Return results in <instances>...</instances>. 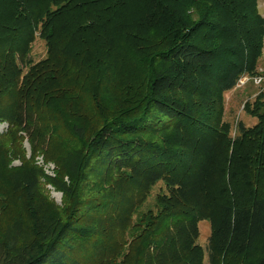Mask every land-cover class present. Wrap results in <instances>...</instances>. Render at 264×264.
<instances>
[{
	"label": "trees",
	"instance_id": "trees-1",
	"mask_svg": "<svg viewBox=\"0 0 264 264\" xmlns=\"http://www.w3.org/2000/svg\"><path fill=\"white\" fill-rule=\"evenodd\" d=\"M263 48L258 0H0V264H264Z\"/></svg>",
	"mask_w": 264,
	"mask_h": 264
},
{
	"label": "rangeland",
	"instance_id": "rangeland-1",
	"mask_svg": "<svg viewBox=\"0 0 264 264\" xmlns=\"http://www.w3.org/2000/svg\"><path fill=\"white\" fill-rule=\"evenodd\" d=\"M258 9L260 14L264 17V0H258ZM48 47L46 41L40 37L39 32L36 33L35 40L31 44L29 53L32 63H37L47 57ZM29 59V58H28ZM25 69H27L25 67ZM258 71L260 75L264 76V48L263 54L259 59ZM264 93V82L261 85H256L252 80H249L244 86L235 87L234 89L225 92L224 96V120L228 121L232 125V134L236 132V125L238 121H243L246 126H253L257 119L251 116L245 109L246 103L254 102L256 96L260 93ZM8 121H0V137L4 136L9 130ZM22 147L25 149L27 158L32 155V147L27 136L23 140ZM36 164L43 169L44 173L48 176L55 177L57 172V166L52 160H47L43 153H40L35 158ZM21 160L16 158L12 161L11 166H19ZM46 189L49 192L50 197L57 203L62 204L63 193L53 187L51 184H46ZM165 185L163 182H158L153 188L149 202L153 201L156 194L160 191H165ZM199 238L198 242L204 249L207 248L208 239L211 233V223L209 220H201L198 225ZM208 254H205V261L207 263Z\"/></svg>",
	"mask_w": 264,
	"mask_h": 264
},
{
	"label": "built area",
	"instance_id": "built-area-1",
	"mask_svg": "<svg viewBox=\"0 0 264 264\" xmlns=\"http://www.w3.org/2000/svg\"><path fill=\"white\" fill-rule=\"evenodd\" d=\"M249 80H252L256 85H261L264 82V76L256 75L253 77H249L248 75H244L241 77L237 83V87L244 86Z\"/></svg>",
	"mask_w": 264,
	"mask_h": 264
}]
</instances>
